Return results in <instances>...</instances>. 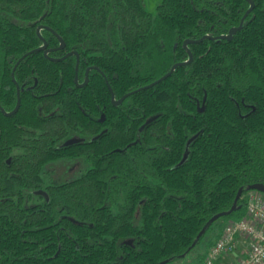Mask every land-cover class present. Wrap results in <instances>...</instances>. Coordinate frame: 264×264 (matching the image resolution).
I'll return each instance as SVG.
<instances>
[{
	"label": "trees",
	"instance_id": "trees-1",
	"mask_svg": "<svg viewBox=\"0 0 264 264\" xmlns=\"http://www.w3.org/2000/svg\"><path fill=\"white\" fill-rule=\"evenodd\" d=\"M253 1L231 41L190 45L189 65L119 107L100 72L76 85V56L18 66L21 107L0 111V264H172L218 227L214 245L219 221L245 216L247 188L264 185V0ZM250 6L161 0L153 15L144 0H0V105H17L11 74L42 46L39 26L65 42L54 50L42 30L51 57L79 54L80 84L97 67L120 98L189 61L186 41L227 35ZM79 158L82 177L31 203L46 165Z\"/></svg>",
	"mask_w": 264,
	"mask_h": 264
},
{
	"label": "built area",
	"instance_id": "built-area-1",
	"mask_svg": "<svg viewBox=\"0 0 264 264\" xmlns=\"http://www.w3.org/2000/svg\"><path fill=\"white\" fill-rule=\"evenodd\" d=\"M246 214L229 221L221 237L212 245L200 264H221L247 244L244 257L227 264H264V194L251 191L244 195ZM225 264V263H224Z\"/></svg>",
	"mask_w": 264,
	"mask_h": 264
},
{
	"label": "flooded vegetation",
	"instance_id": "flooded-vegetation-1",
	"mask_svg": "<svg viewBox=\"0 0 264 264\" xmlns=\"http://www.w3.org/2000/svg\"><path fill=\"white\" fill-rule=\"evenodd\" d=\"M248 1V0H247ZM251 1H253V0H251ZM249 2V1H248ZM254 2V1H253ZM250 3V2H249ZM250 5H251V3H250ZM250 8H251V6H250ZM254 9H255V2H254ZM254 9L249 13V15L254 11ZM249 11V10H248ZM247 11V12H248ZM246 12V13H247ZM246 13H245V15H246ZM244 15V16H245ZM248 15V16H249ZM248 16H247V18H248ZM244 18V17H243ZM242 18V19H243ZM246 18V19H247ZM242 19H241V21H242ZM246 19H245V21H246ZM241 21H240V23H241ZM245 21H244V23H245ZM244 25V24H243ZM240 26V25H239ZM238 26V27H239ZM39 27H41V26H39ZM38 27V28H39ZM42 27H44L43 29H41V37L38 35V33H37V35H38V37L41 39V41H42V46L44 45V42H43V40H45L44 38H43V36H42V30H47V31H49L50 33H52L53 34V32H51L50 30H48V29H51V28H49V27H47V26H42ZM238 27H234V28H238ZM37 28V29H38ZM48 28V29H47ZM37 29H36V32H37ZM233 29V28H232ZM231 29V30H232ZM52 30V29H51ZM230 30V31H231ZM52 31H54V30H52ZM229 31V32H230ZM240 31V30H239ZM55 32V31H54ZM56 33V32H55ZM57 34V33H56ZM237 34V33H236ZM235 34V35H236ZM54 35V34H53ZM229 35V33L227 34V35H221V36H228ZM55 36V35H54ZM221 36H217V37H221ZM56 37V36H55ZM211 37V36H210ZM217 37H212V38H217ZM234 37V36H233ZM232 37V38H233ZM57 38V37H56ZM43 39V40H42ZM58 39V38H57ZM63 39V38H62ZM59 40V39H58ZM220 40H222V39H220ZM224 40V39H223ZM232 40V39H231ZM231 40H228V41H231ZM46 41V40H45ZM46 43H47V41H46ZM59 43H60V41H59ZM48 44V43H47ZM190 45H192V44H189L188 46H187V49L186 48H184V44H183V48L188 52V55H189V51L191 52V50L189 49V46ZM42 46H40V47H42ZM61 46V44L59 45V47ZM66 46V45H65ZM39 47V48H40ZM59 47H57L56 49H54V50H60L59 49ZM38 49V48H37ZM64 49H65V47H64ZM64 49H62V50H64ZM36 50V49H35ZM47 51H49L48 52V55H47V57L44 55V52L45 51H41V52H37V53H43V55H44V57L46 58V59H48V60H50V61H52V62H62V61H64V60H66V59H68V58H66V59H64V60H62V61H54V60H59V59H63L67 54H69V53H67L64 57H62V58H53V57H51L50 56V54H51V52L52 51H54V50H52V49H50L49 48V45H48V47H47V49H46ZM32 51H34V50H32ZM32 51H30V52H32ZM73 52H76V51H73ZM73 52H70V53H73ZM29 53V52H28ZM35 54V53H34ZM78 54V53H77ZM191 54H192V52H191ZM32 55V54H31ZM24 56V55H23ZM22 56V57H23ZM30 56V55H29ZM71 56H76V59H77V61H76V68H77V63H78V71L76 70V68H75V74H76V85L78 86V87H80V88H85L86 86H87V84L89 83V74H90V72L92 71V70H96V71H98V72H100L103 76H104V78H105V81H106V84H107V86H108V88H109V91H110V95H111V104L114 106V107H119V106H121V105H123V103L124 102H126L131 96H133V95H135V94H137L138 92H136L135 94H133V95H131L130 97H128L122 104H120V105H115V104H113V101H112V93H111V90L113 91V89H112V87H111V85L109 84V81L107 80V78H106V76L101 72V70L99 69V68H97V67H90L89 69H87L86 70V72H85V81H84V83H82V84H80L79 83V65H80V56H79V54H78V56H79V61H78V56L77 55H71ZM70 56V57H71ZM21 57V58H22ZM28 57V56H27ZM26 57V58H27ZM20 58V59H21ZM25 58V59H26ZM189 58H190V55H189ZM19 59V60H20ZM24 59V60H25ZM19 60H18V62H19ZM23 60V61H24ZM22 61V62H23ZM190 61V60H189ZM18 62L16 63V65H15V67H14V69H13V72H12V74L14 73H16V70H17V68H18V66L22 63V62H20L19 64H18ZM186 62H188V61H186ZM183 63H185V62H183ZM17 64H18V66H17ZM178 64H181V63H178ZM187 66V65H186ZM180 67H183V66H180ZM89 70V72H88V83L85 85V86H83L84 84H85V82H86V79H87V75H86V73H87V71ZM12 74H11V77H12ZM12 80H13V77H12ZM13 82H14V84L16 85V89H17V104H18V87H19V91H20V96H21V91H22V89H21V87H20V85L17 83V81H16V74H15V80H13ZM147 87V86H146ZM110 88H111V90H110ZM142 88H144V87H142ZM139 89H141V88H139ZM139 89H137V90H139ZM149 89V88H148ZM137 90H135V91H137ZM144 90H146V89H144ZM135 91H132V92H135ZM142 91V90H141ZM132 92H130V93H132ZM140 92V91H139ZM113 93H114V95H115V101H119L120 99H122L123 97H120V98H117V96H116V94H115V92L113 91ZM129 94V93H128ZM127 95V94H126ZM16 107H17V105H16ZM16 107H15V109H16ZM20 107H21V104H20ZM14 109V110H15ZM20 109V108H19ZM14 110H12V111H9V112H7L1 105H0V111L3 113V115H5L6 117H13V116H15L17 113H18V111H17V113L16 114H14V115H12V116H8V114H10V113H12ZM101 121V123H104L105 121H106V117H105V115H103L102 116V119L100 120ZM107 132H109V129H107L106 130V133ZM80 140L79 139H69L66 143H65V146H69V145H73V144H76L77 142H79ZM14 153H15V151H14ZM20 153V151L19 150H17V152L15 153V155L16 154H19ZM70 161H78V164H72ZM86 160H84V159H81V158H79V159H62V160H59V161H56V162H53V163H50V164H48V165H46L43 169H42V171H41V175H42V180H43V189H39V190H37V191H35L34 192V198H33V200H35V202L34 203H40V202H42L44 199H47V196H46V190H45V187H47V182L45 181V179H44V177H43V170L46 168V167H50V166H54V168H61V167H66L67 169H70V170H72V168H84L85 166H89V168H90V165L89 164H87L86 162H85ZM76 168V169H77ZM89 168H87L84 172H83V174H81L80 176H77L76 178H80V177H82L85 173H86V171L89 169ZM76 178H74V179H76ZM74 179H71V180H74ZM66 181H70V180H66ZM66 181H63V182H66ZM60 183H62V182H60ZM53 184H55V183H53ZM59 184V183H58ZM31 192V191H30ZM44 198V199H43ZM31 203H32V201H31Z\"/></svg>",
	"mask_w": 264,
	"mask_h": 264
},
{
	"label": "water",
	"instance_id": "water-1",
	"mask_svg": "<svg viewBox=\"0 0 264 264\" xmlns=\"http://www.w3.org/2000/svg\"><path fill=\"white\" fill-rule=\"evenodd\" d=\"M248 1L251 3V8L249 9V11L246 13V15L244 16V18L242 19V21H241V23H240V26H239L238 28H233V29L229 32V35H228V36H221V37H217V38H212V37H210V36H205V37L202 38L201 40H196V41H186V42L184 43V48L187 49V46H188L189 44H199V43H201L202 41H204V40H209V39H210V40H216V39L231 40L232 37H233V36H234L239 30L242 29L245 19L247 18V16L249 15V13L254 9V2L251 1V0H248ZM43 28H44V27L41 26V27H39V28L37 29V33H38V35H39L40 37H41V34H40V33H41V29H43ZM47 29H48V28H47ZM48 30H50L51 32H53V34L59 39L60 44H61V46L59 47V49H60V50L64 49V47H65V42H64V40H63L58 34H56L54 31H52L51 29H48ZM42 40H43V39H42ZM43 42H44V45H43L42 47H40V48H38V49H36V50H34V51H32V52H29V53L25 54V55L19 60L18 64H19L20 62H22L27 56H29V55H31V54H34V53H37V52H41V51H45V52H44V55L47 57L48 52H49V51L46 50L47 47H48V44L46 43L45 40H43ZM73 54L78 56L77 52H73V53H69V54H67L63 59L54 60V61H62V60H64V59L70 57V56L73 55ZM189 55H190V61L185 62V63H181V64H176V65H174V66L172 67V69L170 70V72H169L168 74H166L164 77L160 78L159 80H157L156 82H154L153 84H151V85H149V86H147V87L141 88V89H139V90H137V91H135V92H132V93H129V94L125 95V96H124L122 99H120L119 101H115V95H114L113 91H112L111 88H110L111 93H112V101H113V104H115V105H120V104H122V103H123L128 97H130L131 95L135 94L136 92H139V91L144 90V89L152 88V87H154V86L160 84L161 82H163L164 80H166L167 78H169V77L175 72V70H176L178 67L189 65V64L191 63L192 59H193V56H192V54H191L190 51H189ZM77 58H78V61H79V56H78ZM18 64H17V66H18ZM76 70L78 71V63H77V68H76ZM88 72H89V70H88L87 73H86V75H87V79H86V82H85V84H84L83 86H85V85L88 83ZM12 77H13V80H15V74H14V73L12 74ZM20 104H21V96H20V91H19V87H18V104H17V107H16V109H15L12 113L8 114V116H12V115L16 114L17 111H18L19 108H20ZM247 190H248V191H255V192H259V193H261V194H264V185H263V184H255V185L249 186V187L247 188ZM243 193H244V190H243V189H240L239 192H238V194H237V197H236V199H235V202H234V204H233V207H232V209L230 210V212H229L228 214H231V213L235 212V211L238 209L237 204H238V202L240 201V199L242 198ZM225 215H226V214H219V215H216L215 217H213V218L211 219L210 224L215 223L216 221H218V220H220L221 218H223ZM204 233H205V230H203V231L198 235V238H201V237L203 236ZM160 264H167V262L165 261V262H162V263H160Z\"/></svg>",
	"mask_w": 264,
	"mask_h": 264
},
{
	"label": "rangeland",
	"instance_id": "rangeland-1",
	"mask_svg": "<svg viewBox=\"0 0 264 264\" xmlns=\"http://www.w3.org/2000/svg\"><path fill=\"white\" fill-rule=\"evenodd\" d=\"M145 6L147 10L155 15L157 12V7L161 0H144ZM72 164H78V161H70ZM77 168V167H76ZM72 168V170L67 169L66 167H61V168H54V166L46 167L43 170V177L47 184L49 183H55L58 184L60 182L66 181V180H71L76 178L77 176H80L83 174V172L89 168V166H85L84 168ZM34 203L35 200H32ZM228 222L225 221H219L218 225H220V230L221 228H224ZM218 227L214 228V230L209 233L203 243L199 245L191 254H189L185 259H182L180 261H177L172 264H196L198 259L204 257L208 251V249L211 247V245L215 242L216 236L218 234ZM246 243H242L241 247L239 248V252L235 256L227 257L225 259L226 261L221 263V264H227L230 262V260L234 261L237 259V257H244L245 251H246ZM227 262V263H226Z\"/></svg>",
	"mask_w": 264,
	"mask_h": 264
}]
</instances>
